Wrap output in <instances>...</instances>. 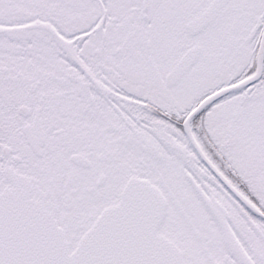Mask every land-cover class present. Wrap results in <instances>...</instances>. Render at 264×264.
Wrapping results in <instances>:
<instances>
[{"label":"snow or ice","instance_id":"6c2138e0","mask_svg":"<svg viewBox=\"0 0 264 264\" xmlns=\"http://www.w3.org/2000/svg\"><path fill=\"white\" fill-rule=\"evenodd\" d=\"M0 264H264V0H0Z\"/></svg>","mask_w":264,"mask_h":264}]
</instances>
